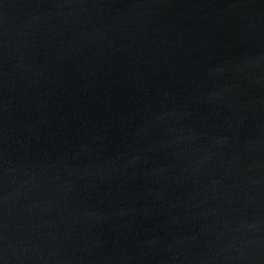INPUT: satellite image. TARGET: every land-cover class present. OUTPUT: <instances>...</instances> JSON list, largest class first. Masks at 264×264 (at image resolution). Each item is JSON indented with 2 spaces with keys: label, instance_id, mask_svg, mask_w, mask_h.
<instances>
[{
  "label": "water",
  "instance_id": "95a60500",
  "mask_svg": "<svg viewBox=\"0 0 264 264\" xmlns=\"http://www.w3.org/2000/svg\"><path fill=\"white\" fill-rule=\"evenodd\" d=\"M0 264H264V0H0Z\"/></svg>",
  "mask_w": 264,
  "mask_h": 264
}]
</instances>
